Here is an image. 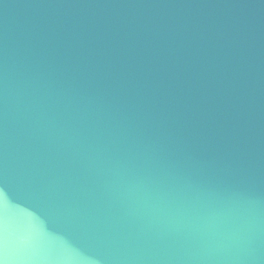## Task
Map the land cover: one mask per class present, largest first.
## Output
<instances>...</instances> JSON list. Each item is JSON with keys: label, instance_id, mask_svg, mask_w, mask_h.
<instances>
[{"label": "water", "instance_id": "1", "mask_svg": "<svg viewBox=\"0 0 264 264\" xmlns=\"http://www.w3.org/2000/svg\"><path fill=\"white\" fill-rule=\"evenodd\" d=\"M0 264H264V0H0Z\"/></svg>", "mask_w": 264, "mask_h": 264}]
</instances>
